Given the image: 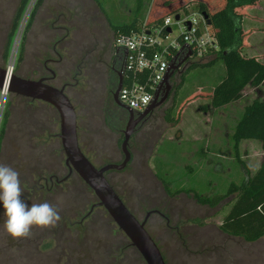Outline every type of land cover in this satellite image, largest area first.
Wrapping results in <instances>:
<instances>
[{"label": "rangeland", "instance_id": "rangeland-1", "mask_svg": "<svg viewBox=\"0 0 264 264\" xmlns=\"http://www.w3.org/2000/svg\"><path fill=\"white\" fill-rule=\"evenodd\" d=\"M20 1L0 0V66L9 70L16 50L12 74L36 80L41 73L34 74L32 69L43 65L51 55L53 26L65 23L71 36L80 27L86 33L92 32L93 24L81 22L77 13L91 0H45L27 35L19 63L22 38L38 0L30 1L9 41ZM167 1L144 0L139 26L145 23L151 9L156 10ZM98 2L113 24L133 21L136 0ZM188 10L190 15L198 11L195 4ZM170 17L175 19V15ZM181 17L185 18L183 14ZM244 22L248 52L244 50L243 55L264 65V0L246 11L243 25ZM172 30L173 38H177L178 27L173 26ZM209 31L215 37L212 27ZM103 38L114 44L106 19ZM7 46L10 50L6 61L2 55ZM203 64L206 63H194L196 67L173 79V84L179 85L175 101L169 100L156 110L157 121L149 142L137 136V143L132 144L133 162L123 171H110L106 177L139 222L148 213L159 211L160 214H150L146 230L166 264H264V240L246 243L219 230L231 209L234 195L229 196V190L234 185L238 188L246 179L243 166L253 175L263 159L264 147L255 140L242 141L237 158L232 136L243 109L255 100H264V80L248 82L244 78L234 98H217L222 103L215 106L213 89L226 75V68L221 60L209 66ZM194 93L199 96L180 111L181 104ZM69 96L73 98L72 93ZM88 99V103L84 100L86 105L96 111L98 103L93 97ZM72 101L77 106L79 140L87 159L98 169L121 163L119 133L106 129L98 116L84 115L80 101ZM6 110L9 118L1 141L0 164L19 173L23 199L29 204L49 202L58 209L61 220L54 228L33 227L30 237L14 239L5 230L6 217L0 204V264H146L104 208L96 207L82 221L97 199L78 175L72 174L59 184L54 182L48 189L42 188L44 180L39 181L40 189L36 188L40 178L67 177L57 111L46 103L10 92L2 102L0 91V130ZM199 198L217 204H203ZM71 224L78 225V229H72ZM127 242L129 247L121 251Z\"/></svg>", "mask_w": 264, "mask_h": 264}, {"label": "trees", "instance_id": "trees-1", "mask_svg": "<svg viewBox=\"0 0 264 264\" xmlns=\"http://www.w3.org/2000/svg\"><path fill=\"white\" fill-rule=\"evenodd\" d=\"M30 1L31 0L20 1L9 41H12V38L16 34L20 21ZM93 1L102 11L98 0ZM262 1L263 0H168L166 3L159 5L156 10L151 9L148 13V22L145 21L143 25L139 26L138 19H140L139 17L145 6L144 0H136L137 4L132 22L116 25L113 24L106 15L105 17L115 41L119 35L139 33L143 28H158L163 25L164 20L170 16L188 15L190 5L195 4L199 14H204L209 17L211 27L219 45V51L214 53L216 56L215 60L208 64H203L202 66H209L221 60L227 70L226 75L221 79L219 85L215 87L212 95L215 99L220 97H227L229 99V97L234 98L235 90L240 88L244 78L248 82L264 80V65L259 63L255 58H246L243 55V51L247 46L245 41V36L247 34L243 30V20L246 16V11L255 8ZM44 2L45 0L37 1L29 18L25 34L22 38L20 48L21 54L18 59L19 63L23 60L27 35ZM164 33L166 34V31ZM179 40L181 39L179 38ZM9 48L8 46L6 47V52L4 54V60L6 61L9 56ZM177 52L178 51H172L171 61L177 55ZM194 67H196V65H192L189 68L191 69ZM178 88L179 85L176 84L173 89L176 91ZM198 96L199 95L194 93L187 97L181 104L180 111L193 102ZM220 103L222 102L217 99L214 105L219 106ZM8 118L9 111L6 110L0 130V150ZM232 140L237 158L239 145L242 141H259L264 147V100H255L243 109L242 118L235 127ZM82 151L84 152V150ZM243 167L246 172V179L238 188L234 185V187L229 190V196L234 195L229 204L231 205V209L224 217L219 226V230L225 236L242 239L246 243H255L264 240V160L259 170L253 176L250 175L249 170L245 168V166ZM40 180L41 178L38 179V183ZM38 183H36V188L39 186ZM199 201L211 206L217 204H211L213 200L206 198H199ZM126 246L129 247L128 242L127 245L124 247L122 246L120 250L122 251ZM116 264L119 263L116 261Z\"/></svg>", "mask_w": 264, "mask_h": 264}, {"label": "flooded vegetation", "instance_id": "flooded-vegetation-1", "mask_svg": "<svg viewBox=\"0 0 264 264\" xmlns=\"http://www.w3.org/2000/svg\"><path fill=\"white\" fill-rule=\"evenodd\" d=\"M77 13L80 14L82 18L81 22L86 21L93 24L92 32L86 33L84 28L80 27L71 36V30L69 27H65V23L64 25L60 23L58 26H53L55 33H53V47L50 50L51 55H49L50 57L44 61L43 65H35L32 69L34 74L36 72L41 73V75L39 74V79H22L31 81L45 80V83L52 87L59 90L64 89L65 95L69 98L75 108L76 115L77 106L73 104V98L80 101L84 115L90 116L91 114H94L98 116L100 120H102L106 129L111 133H119L122 143L125 140V135L129 133L130 140L128 147L132 155V160L129 163L130 165L134 159L132 144L135 142L137 143V136L139 135L141 141L146 142L149 140L148 137L153 133V126L157 121L155 112L171 100L170 97H172V93L167 95L168 84H166L164 80L160 86V91L157 92L154 96L153 102L148 107L147 110H149V112L147 114H144L147 110L138 113L122 104L119 100L118 90L120 81L124 77L125 54L123 51L115 49L113 42L111 44L108 38L106 40L103 38L106 19L105 13H103L95 3L91 2L86 3L85 6L78 9ZM61 32L64 33V36H62L63 34H61ZM44 51L48 52L46 48H44ZM2 59H4V54L2 55ZM0 68L3 67L0 66ZM95 77H97L96 81H94ZM89 83H93V85H89ZM70 93H72L73 98L69 96ZM89 97H93L94 100H96L95 102L98 103L96 111L91 110L86 105L89 101ZM84 100H86L87 103ZM77 132L79 140L78 119ZM119 140L117 144L119 143ZM80 143L79 140V145ZM80 148L83 150L81 145ZM121 153L124 161L122 149ZM66 168L67 177L62 180L54 178L53 176L48 179L42 178L40 181L44 180L45 185L42 188L48 189V187L50 185L52 186L54 182L59 184L60 182L65 181V179L68 180L71 178V175L75 173H71L67 166ZM107 174L105 176H107ZM38 185H41L40 182ZM96 201L97 202L91 206L88 215L82 218V221L88 218L95 210L98 205V200ZM152 213L160 214L159 211H153L148 213V218ZM79 224H81V221ZM70 226H72V229H78L77 227H79L78 225L74 226L73 224Z\"/></svg>", "mask_w": 264, "mask_h": 264}, {"label": "water", "instance_id": "water-1", "mask_svg": "<svg viewBox=\"0 0 264 264\" xmlns=\"http://www.w3.org/2000/svg\"><path fill=\"white\" fill-rule=\"evenodd\" d=\"M207 25L211 27V21L207 15H202ZM180 15L175 17L179 22ZM171 32V29L168 30ZM179 70L175 67L165 78L167 95L171 92L169 81L172 75ZM174 73V74H173ZM123 86L120 81L119 90ZM14 93L18 96L39 101L52 106L58 114L60 124L59 138L66 160L65 164L71 173H75L90 188L98 200L97 207H102L116 224L118 229L126 236L131 245L138 251L146 264H166L160 249L146 230L148 216L143 222H139L114 191L106 179L110 171H123L132 160L129 151L130 134L125 135L121 149L124 161L121 164H109L100 169L96 168L82 152L77 132V115L74 106L65 95L64 89L59 90L45 83V80L31 81L22 79L9 73V70L0 68V91ZM147 110L144 114H147ZM66 180V179H65Z\"/></svg>", "mask_w": 264, "mask_h": 264}, {"label": "built area", "instance_id": "built-area-1", "mask_svg": "<svg viewBox=\"0 0 264 264\" xmlns=\"http://www.w3.org/2000/svg\"><path fill=\"white\" fill-rule=\"evenodd\" d=\"M184 16L179 22L168 17L158 28H143L139 33L119 35L115 39V48L125 54L119 100L132 111L142 113L151 105L169 72L172 51L186 45L192 58L203 63L219 51V45L203 16L198 12ZM173 26L180 31L177 38H173ZM169 29L171 32H168Z\"/></svg>", "mask_w": 264, "mask_h": 264}, {"label": "clouds", "instance_id": "clouds-1", "mask_svg": "<svg viewBox=\"0 0 264 264\" xmlns=\"http://www.w3.org/2000/svg\"><path fill=\"white\" fill-rule=\"evenodd\" d=\"M0 204L5 230L14 239L30 237L33 227L54 228L61 220L58 209L49 202L29 204L23 199L19 173L4 164H0Z\"/></svg>", "mask_w": 264, "mask_h": 264}, {"label": "crops", "instance_id": "crops-1", "mask_svg": "<svg viewBox=\"0 0 264 264\" xmlns=\"http://www.w3.org/2000/svg\"><path fill=\"white\" fill-rule=\"evenodd\" d=\"M91 2L94 3L93 0H91ZM146 21L148 22V17L146 18ZM244 26H245V22H244L243 27ZM217 43H218V41H217ZM245 51L248 52V49H246ZM215 58H216V56H212L211 58H209L210 61L206 62V64H208L211 61L215 60ZM194 63H201V61L199 62V61H196L195 59L192 58L191 53H190V50H189L188 46H186V45H184L180 50H178L177 55L171 61V66H170V69H169V71H171V73H172V70L175 67H178L179 68V70H177L175 72V74L173 73L174 75H172V77H171V79L169 81V87L171 88L170 94L172 93V97H170V98H171V100H173L172 102L175 101V96L177 95V90L175 91L173 89L176 86V85L173 84V79H175L178 75H182ZM226 73H227V70H226ZM214 89H215V87H214ZM158 91H160V88H159ZM263 160H264V154H263V159L260 161L259 167L257 168V171L259 170V168H260ZM253 175H251V176H253Z\"/></svg>", "mask_w": 264, "mask_h": 264}, {"label": "bare ground", "instance_id": "bare-ground-1", "mask_svg": "<svg viewBox=\"0 0 264 264\" xmlns=\"http://www.w3.org/2000/svg\"><path fill=\"white\" fill-rule=\"evenodd\" d=\"M17 46V45H16ZM16 48V47H15ZM14 56H13V59H12V62H11V64H10V68H9V73H13V66H14V60H15V56H16V50H15V52H14V54H13ZM7 90H5V92L2 94V102H5V99H6V97H7V92H6Z\"/></svg>", "mask_w": 264, "mask_h": 264}]
</instances>
